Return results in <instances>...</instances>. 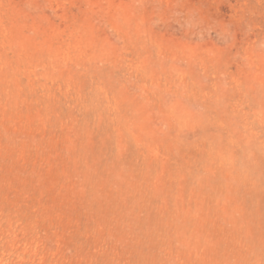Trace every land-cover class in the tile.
<instances>
[{"label":"rangeland","instance_id":"obj_1","mask_svg":"<svg viewBox=\"0 0 264 264\" xmlns=\"http://www.w3.org/2000/svg\"><path fill=\"white\" fill-rule=\"evenodd\" d=\"M0 264H264V0H0Z\"/></svg>","mask_w":264,"mask_h":264}]
</instances>
